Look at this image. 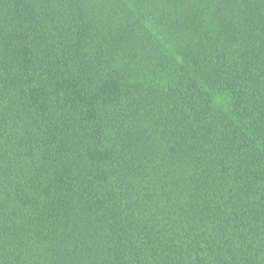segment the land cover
Here are the masks:
<instances>
[{
    "label": "trees",
    "instance_id": "trees-1",
    "mask_svg": "<svg viewBox=\"0 0 264 264\" xmlns=\"http://www.w3.org/2000/svg\"><path fill=\"white\" fill-rule=\"evenodd\" d=\"M0 264H264V0H0Z\"/></svg>",
    "mask_w": 264,
    "mask_h": 264
}]
</instances>
